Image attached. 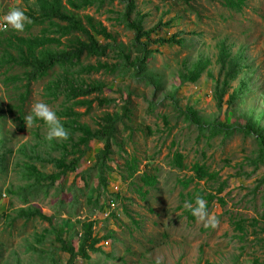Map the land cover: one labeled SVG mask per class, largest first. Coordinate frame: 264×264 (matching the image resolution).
Wrapping results in <instances>:
<instances>
[{
  "label": "trees",
  "instance_id": "trees-1",
  "mask_svg": "<svg viewBox=\"0 0 264 264\" xmlns=\"http://www.w3.org/2000/svg\"><path fill=\"white\" fill-rule=\"evenodd\" d=\"M25 1L29 5L25 13L32 21L26 25L25 31L30 32L34 27H38L40 28L38 34L21 35L10 29L0 32V77H3L2 83L6 88V94L0 97V179L12 165L13 170L20 177L21 184L16 186L7 184L5 193L10 198H16L22 205L11 209L8 213H0V223L8 231H13L20 221L25 226L36 221L48 223L49 228L44 229L41 234L34 233L33 239L35 244L44 246L48 237L52 235L57 244L55 249L45 251L33 244L26 248L28 254L38 256L41 261L39 264H61L59 252L69 256L66 264H76L79 258L90 261L91 253L114 259L112 252H104V246H100L107 239L118 241L114 232L110 231L107 235L99 237L94 234L96 223L94 220L72 222L67 218L61 219L63 228L71 231L65 239L55 227L53 216L44 214L34 205V201L40 197L46 198L51 188L66 175L75 174L87 154L90 143L95 141L102 143L103 148L97 151L93 165L77 175L83 182V192L88 191V196L85 197L87 206L104 211L105 202L100 200L103 193L108 191L109 174L113 172L108 164L114 154L113 147L118 148L120 153L121 151L125 153L126 143L122 138L124 132H130L129 134L132 135L138 130L152 134L150 127L141 125H138V129L133 127L134 106L132 90L129 86L118 89L121 97L119 111L103 112L95 122V127L81 121V118L93 109L94 102L98 103L100 109L118 104L117 100L103 96L104 91L108 90V85L100 80H90L89 76L93 74L103 72L115 78H129L134 82H142L152 87L153 97L163 93L164 97L159 101H169L174 109L179 110L183 119L196 127L201 135L209 133L213 138L219 134L228 136L239 132L246 137H252L258 145V155L251 159L250 163L255 170L260 167L259 165L264 166V102L259 103L262 104L261 108L249 102L256 93L252 84L253 71L247 62L244 47L234 52L233 43H228L227 39L219 41L214 63L211 56L197 52L198 44L193 38L196 37L195 32L191 37L186 31H177L168 37L161 35L162 31H167L188 13H194L199 19V11L194 5L197 0H174L175 4H171L163 13V15H171L176 12L174 16L167 21H163L162 18L149 28L146 27V19L149 15L139 9L137 0ZM114 1H118L122 7L116 21L132 33L128 45L118 42L103 23L93 16L80 15V12L93 7L100 12L106 3ZM246 1L219 0L224 8L236 13L243 10ZM180 6L181 9H178ZM181 11H183L182 15ZM165 46H170L175 51H193L197 55L184 58L176 70L166 75L152 67L156 55L161 54L160 48ZM110 52L115 54L116 61L102 62L101 59L108 57ZM92 59H97V62L92 64L90 62ZM213 66L219 67L217 76L213 74ZM203 75L214 83L212 96L217 111L221 112L224 104H227V124L219 122L217 117L208 118L202 115L189 101H185L180 106L181 88L197 84ZM168 77L176 78L179 84L169 83L170 88H167ZM40 82H45L43 97L46 102L50 104L59 102L55 112L68 130L69 138L66 141H48L47 132L42 133L43 128L47 129V126L42 121H37L34 124L35 129L31 132L33 140L21 144L14 151L13 147H6V143L11 139L8 134V137L6 136L5 120L9 116L19 132L27 130L24 118L29 115L27 107L32 86ZM94 95V99H91ZM226 96H228L227 100H225ZM263 97L264 94H260V102ZM249 103L251 106L244 109L243 105ZM155 105L154 102H150V109L152 110ZM80 108H84L85 112L80 113L76 110ZM230 114L233 117L237 115L245 124L241 125L237 120L230 123L228 116ZM163 122L167 125L166 116L163 117ZM55 154L57 156H54ZM11 157H14L12 164ZM47 166H52L54 172L51 174L43 172L42 170ZM171 166L179 170L186 169L184 156L176 152ZM124 167L127 175L121 174V181H129L128 183L137 185L136 191L145 199L148 189H153L158 184V170L148 163L144 167L145 170L140 172V162L136 157L125 160ZM190 170L192 176L187 180H180L183 189L200 182L220 185L219 174L211 171L207 164L195 162ZM92 177L97 180V185H91ZM259 184H262V180ZM5 185L6 183L0 180V201ZM221 186L216 189L215 194L195 188L192 192H187L183 200L194 202V197L200 195L207 200L208 208L214 200L224 205V201L218 197L222 193ZM110 198L114 201L122 199L119 194H111ZM73 199L77 204L78 199ZM186 213L190 221L195 220L190 212L186 211ZM245 223V219L231 222L234 230L242 233L243 236L246 234ZM252 223L258 224L257 220H253ZM133 224L137 226L138 222L133 221ZM76 225L79 227H75ZM260 232L264 233V228L260 229ZM75 240L76 246L73 244ZM259 241H264V238ZM4 247V243L0 242L2 259ZM120 261L125 263L123 259ZM7 264L23 263L19 257H16Z\"/></svg>",
  "mask_w": 264,
  "mask_h": 264
},
{
  "label": "rangeland",
  "instance_id": "rangeland-1",
  "mask_svg": "<svg viewBox=\"0 0 264 264\" xmlns=\"http://www.w3.org/2000/svg\"><path fill=\"white\" fill-rule=\"evenodd\" d=\"M171 4H175V1L137 0L139 9L149 15L146 19L147 28L154 26L162 18L163 21L172 18L176 12L163 15ZM194 5L199 11V19L194 13H188L167 31H162L161 35L168 37L177 31H186L191 37L193 36L191 34L195 32L196 37L193 38L198 44L197 52H204L211 56L214 63L219 41L227 39L228 43H233L234 52L244 47L247 62L253 71L252 84L256 93L249 102L261 108L262 104L259 103L264 102V97L261 102L259 101L260 94H264V0H247L240 13L227 10L219 0H197ZM28 6L25 0H0V16L16 7L26 11ZM121 9L119 2L114 1L106 3L100 12L93 7L80 12V15L93 16L103 23L118 42L128 45L132 33L116 21ZM178 9H181V6ZM180 14L182 15L183 11ZM25 30L19 33L37 35L40 28L34 27L30 32ZM160 51L161 54L156 55L152 67L166 75L176 70L184 58L197 55L193 51H175L170 46L162 47ZM101 61L115 62V54L110 52L108 57L102 58ZM90 62L95 64L97 59H92ZM212 69L213 74L217 76L219 67L213 66ZM2 78L0 77V97L6 94ZM89 78L92 81L105 82L108 90L104 91L103 96L117 100L118 104L100 109L97 106L98 103L94 102L90 113L81 118L82 122L95 127V122L103 112L119 111L121 97L118 89L129 86L132 90L134 106L133 127L137 129L138 125L150 127L152 134L138 130L132 135L129 134L130 132H124L122 138L126 143L125 153L122 151L120 153L118 148L113 147L114 154L112 160L108 162L113 172L109 174L108 191L103 193L100 200L105 202L104 211L87 206L85 197L88 196V191L83 192V182L77 175L93 165L97 151L103 148L102 143L95 141L90 143L87 154L75 174L66 175L51 188L46 198L40 197L34 201V205L38 206L44 214L53 216L55 227L65 239L71 231L63 228L61 219L67 218H70L72 222L94 220L96 222L94 234L99 237L107 235L110 231L114 232L118 241L107 239L105 241L107 245L105 242L100 244L101 247L104 246V252H112L114 259L91 253L90 261L79 258L76 264H155L157 257L163 258V264H264V241H259L264 238V233L260 232V229L264 228V219H262L264 217V166L259 165L260 167L255 170L250 163V160L258 155V145L255 140L239 132L228 136L219 134L213 138L209 133L201 135L196 127L183 119L179 110L174 109L169 101H159L163 99V93L153 97L152 87L142 82H134L129 78H115L103 72L93 74ZM166 80L167 88H170L169 83L179 84L176 78L168 77ZM44 83L40 82L32 86L27 107L28 114H31L32 106L36 102H45L54 111L58 108L59 102L50 104L43 97ZM213 84L209 77L203 75L197 84L182 87L179 92L180 106L185 101H189L202 115L208 118L217 117L219 122L227 124V104H224L221 112L217 111L216 102L212 96ZM94 97L95 95L91 99ZM150 102L156 104L152 110L149 107ZM250 103L243 105V108L248 109L251 106ZM76 110L80 113L85 112L84 108ZM164 116L168 118L167 125L163 122ZM228 116L230 123L237 120L241 125L245 124L237 115ZM5 129L6 136L8 134L11 139L6 143V147H13L14 151L21 144L30 142L34 138L31 133L35 129L34 125L27 127L24 132H19L9 116L5 120ZM45 132L47 129L43 128L42 133ZM176 152L184 156L186 169L179 170L171 166ZM132 157L139 160L140 172L145 170L144 167L148 163L158 170V184L155 188L148 189L145 199L136 191L137 185H132L128 183L129 181H121V174L127 175L124 161ZM13 161L14 157H11L10 163L12 164ZM195 162L205 163L211 171L217 172L220 185L200 182L190 185L188 189H183L180 180L184 181L192 176L190 167ZM13 169L10 165L0 179L6 183L2 201H0V213H8L13 208L22 207L16 198H10L5 193L7 184L11 183L15 186L21 184L20 177ZM42 171L51 174L54 169L52 166H47ZM260 180L262 184H259ZM90 183L97 185L95 177H92ZM219 186L222 187V193L218 197L224 201V205L214 200L209 206L210 213L219 219L218 226L215 229H206L196 219L190 221L183 207L186 201V199L183 200L184 195L195 188L215 194ZM111 194H119L122 197L115 201L114 209L108 206ZM73 198L78 199L77 204ZM238 219L246 220L244 236L235 231L231 224L233 220ZM253 220H257L258 224H253ZM133 221L138 222V225H134ZM75 227L78 228L79 225ZM48 228L49 225L46 222L36 221L25 226L20 221L13 231H8L0 223V242L5 245L0 264H7L16 257H19L23 264H39L41 261L38 256L28 254L26 248L33 244L45 251L55 249L57 244L52 235L48 237L44 246L35 244L33 239L34 233L41 234ZM76 243L75 240L73 244L76 246ZM59 258L61 264H66L69 256L59 252ZM121 259L125 263H122Z\"/></svg>",
  "mask_w": 264,
  "mask_h": 264
},
{
  "label": "clouds",
  "instance_id": "clouds-1",
  "mask_svg": "<svg viewBox=\"0 0 264 264\" xmlns=\"http://www.w3.org/2000/svg\"><path fill=\"white\" fill-rule=\"evenodd\" d=\"M32 21L24 10L19 7L12 8L0 16V29L13 30L23 32L27 24ZM1 32V31H0ZM26 127L33 126L37 121H42L47 126L48 141L67 140L69 132L64 127L56 112L50 108L45 102H36L33 104L31 114L24 118ZM184 209L198 221L203 224L206 229H215L219 224V219L216 215L211 214L208 208L207 200L200 195H196L193 201H185ZM155 264H163V258L157 257Z\"/></svg>",
  "mask_w": 264,
  "mask_h": 264
},
{
  "label": "built area",
  "instance_id": "built-area-1",
  "mask_svg": "<svg viewBox=\"0 0 264 264\" xmlns=\"http://www.w3.org/2000/svg\"><path fill=\"white\" fill-rule=\"evenodd\" d=\"M2 30H4V29H0V31H2ZM108 202H109L108 206L114 209L115 208V201L113 199H111ZM106 215L108 216L109 214H106ZM105 243H106L105 245H107V242H105Z\"/></svg>",
  "mask_w": 264,
  "mask_h": 264
}]
</instances>
